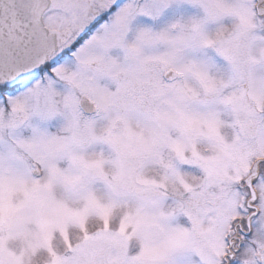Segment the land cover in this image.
Segmentation results:
<instances>
[{"label": "snow or ice", "instance_id": "snow-or-ice-1", "mask_svg": "<svg viewBox=\"0 0 264 264\" xmlns=\"http://www.w3.org/2000/svg\"><path fill=\"white\" fill-rule=\"evenodd\" d=\"M0 264H264V0H0Z\"/></svg>", "mask_w": 264, "mask_h": 264}]
</instances>
